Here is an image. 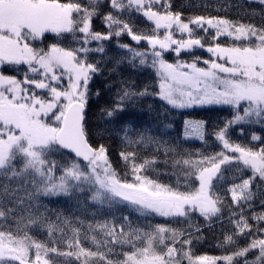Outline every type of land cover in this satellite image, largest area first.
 I'll list each match as a JSON object with an SVG mask.
<instances>
[{"label": "snow or ice", "instance_id": "1", "mask_svg": "<svg viewBox=\"0 0 264 264\" xmlns=\"http://www.w3.org/2000/svg\"><path fill=\"white\" fill-rule=\"evenodd\" d=\"M203 7L0 0V264H264V0Z\"/></svg>", "mask_w": 264, "mask_h": 264}, {"label": "trees", "instance_id": "2", "mask_svg": "<svg viewBox=\"0 0 264 264\" xmlns=\"http://www.w3.org/2000/svg\"><path fill=\"white\" fill-rule=\"evenodd\" d=\"M175 3L178 6H183L186 13L190 12V11H205L203 5L205 3L208 4H212L214 5L215 3H217V0H175ZM199 4L201 5V7L199 9H197L195 6ZM210 11H215L214 8L209 9ZM221 15L224 14L223 10L220 13ZM206 113H199V114H193V118H200L201 116H206ZM175 121H176V126L179 127L180 125H182V121H183V117L182 116H176L174 117ZM196 146H199V143H196ZM203 251L207 252L208 254H214L215 253V247H214V241L212 240V237L209 236V243L205 244L203 247Z\"/></svg>", "mask_w": 264, "mask_h": 264}]
</instances>
